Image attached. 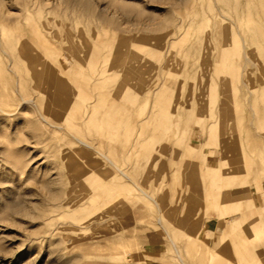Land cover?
<instances>
[{
  "label": "rangeland",
  "instance_id": "1",
  "mask_svg": "<svg viewBox=\"0 0 264 264\" xmlns=\"http://www.w3.org/2000/svg\"><path fill=\"white\" fill-rule=\"evenodd\" d=\"M0 264H264V0H0Z\"/></svg>",
  "mask_w": 264,
  "mask_h": 264
},
{
  "label": "bare ground",
  "instance_id": "2",
  "mask_svg": "<svg viewBox=\"0 0 264 264\" xmlns=\"http://www.w3.org/2000/svg\"><path fill=\"white\" fill-rule=\"evenodd\" d=\"M21 56H23L24 58H27V53H26V52L24 53V52L22 51ZM117 254H118V253H117Z\"/></svg>",
  "mask_w": 264,
  "mask_h": 264
}]
</instances>
